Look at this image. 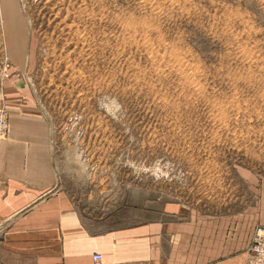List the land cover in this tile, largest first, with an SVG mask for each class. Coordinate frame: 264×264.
Listing matches in <instances>:
<instances>
[{
  "label": "rangeland",
  "instance_id": "1",
  "mask_svg": "<svg viewBox=\"0 0 264 264\" xmlns=\"http://www.w3.org/2000/svg\"><path fill=\"white\" fill-rule=\"evenodd\" d=\"M3 71L7 129L46 118L82 215L180 201L264 226V0H0Z\"/></svg>",
  "mask_w": 264,
  "mask_h": 264
},
{
  "label": "crops",
  "instance_id": "2",
  "mask_svg": "<svg viewBox=\"0 0 264 264\" xmlns=\"http://www.w3.org/2000/svg\"><path fill=\"white\" fill-rule=\"evenodd\" d=\"M46 118L9 113L0 144V264H244L251 214H213L180 201L159 211L88 218L55 190ZM121 218H120V217Z\"/></svg>",
  "mask_w": 264,
  "mask_h": 264
},
{
  "label": "built area",
  "instance_id": "3",
  "mask_svg": "<svg viewBox=\"0 0 264 264\" xmlns=\"http://www.w3.org/2000/svg\"><path fill=\"white\" fill-rule=\"evenodd\" d=\"M4 71L0 73V84L4 79ZM7 133V111L0 107V144ZM101 254L93 253L91 264H101ZM244 264H264V226L255 229L248 248V255Z\"/></svg>",
  "mask_w": 264,
  "mask_h": 264
},
{
  "label": "bare ground",
  "instance_id": "4",
  "mask_svg": "<svg viewBox=\"0 0 264 264\" xmlns=\"http://www.w3.org/2000/svg\"><path fill=\"white\" fill-rule=\"evenodd\" d=\"M253 97V96H252ZM251 96L248 98V100L247 101H251L253 98H252Z\"/></svg>",
  "mask_w": 264,
  "mask_h": 264
}]
</instances>
